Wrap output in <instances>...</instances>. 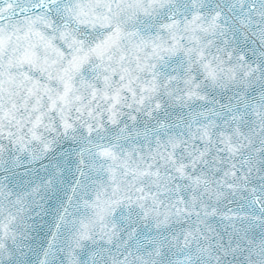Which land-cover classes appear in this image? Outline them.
I'll use <instances>...</instances> for the list:
<instances>
[{
	"label": "snow or ice",
	"instance_id": "obj_1",
	"mask_svg": "<svg viewBox=\"0 0 264 264\" xmlns=\"http://www.w3.org/2000/svg\"><path fill=\"white\" fill-rule=\"evenodd\" d=\"M0 264H264V0H0Z\"/></svg>",
	"mask_w": 264,
	"mask_h": 264
}]
</instances>
